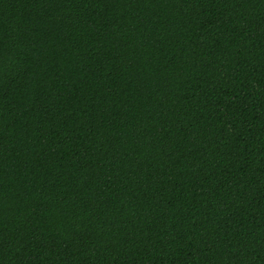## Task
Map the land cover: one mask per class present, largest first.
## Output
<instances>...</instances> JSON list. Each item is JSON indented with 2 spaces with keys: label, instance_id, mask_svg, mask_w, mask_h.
<instances>
[{
  "label": "trees",
  "instance_id": "16d2710c",
  "mask_svg": "<svg viewBox=\"0 0 264 264\" xmlns=\"http://www.w3.org/2000/svg\"><path fill=\"white\" fill-rule=\"evenodd\" d=\"M0 264H264V0H0Z\"/></svg>",
  "mask_w": 264,
  "mask_h": 264
}]
</instances>
